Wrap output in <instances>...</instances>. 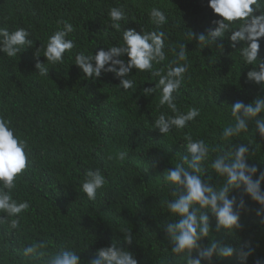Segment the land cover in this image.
Returning <instances> with one entry per match:
<instances>
[{"label":"trees","instance_id":"1","mask_svg":"<svg viewBox=\"0 0 264 264\" xmlns=\"http://www.w3.org/2000/svg\"><path fill=\"white\" fill-rule=\"evenodd\" d=\"M0 264H264V0H0Z\"/></svg>","mask_w":264,"mask_h":264}]
</instances>
